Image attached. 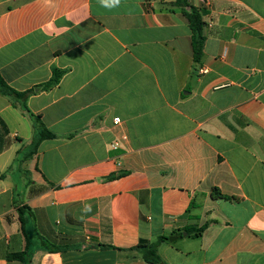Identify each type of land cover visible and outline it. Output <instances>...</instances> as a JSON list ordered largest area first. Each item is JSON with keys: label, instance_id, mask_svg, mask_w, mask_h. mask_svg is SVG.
Returning a JSON list of instances; mask_svg holds the SVG:
<instances>
[{"label": "crops", "instance_id": "0c3cea01", "mask_svg": "<svg viewBox=\"0 0 264 264\" xmlns=\"http://www.w3.org/2000/svg\"><path fill=\"white\" fill-rule=\"evenodd\" d=\"M186 1L0 0V264H264V0Z\"/></svg>", "mask_w": 264, "mask_h": 264}, {"label": "trees", "instance_id": "16d2710c", "mask_svg": "<svg viewBox=\"0 0 264 264\" xmlns=\"http://www.w3.org/2000/svg\"><path fill=\"white\" fill-rule=\"evenodd\" d=\"M175 4L180 6L183 9L184 14L187 16L191 29H192V36H193V47H194V60L196 63L200 62L203 57V48L205 42V36L203 33V22L201 20V16L197 12V10L190 6L186 0H176ZM189 7V12L185 11V8ZM63 72L59 70L54 71V76L50 82L45 85V88H51L54 85H57L60 81ZM33 93V91L27 92H19L11 88L3 79L0 74V94L9 97L14 101L15 106H19L22 112L29 116L30 120L32 121V126L34 128V139H33V147L30 154H34L35 151L38 149L40 144L44 140H50L54 138V134L45 126L43 123L40 115H35L30 111L27 106V99ZM124 174H119L122 176ZM113 178V177H112ZM217 196H221L220 193H215ZM22 209L19 210L20 218L22 221V225L24 226L25 222L22 219ZM203 229L196 231L194 234L195 236H199ZM131 250H135L141 254L142 259L149 264H165L160 256L157 253L156 248L153 245H150L146 242H141L136 247ZM14 257H18L23 259L24 253L20 255H15Z\"/></svg>", "mask_w": 264, "mask_h": 264}, {"label": "clouds", "instance_id": "9594fccd", "mask_svg": "<svg viewBox=\"0 0 264 264\" xmlns=\"http://www.w3.org/2000/svg\"><path fill=\"white\" fill-rule=\"evenodd\" d=\"M99 4L102 7L112 9L120 5V0H99Z\"/></svg>", "mask_w": 264, "mask_h": 264}, {"label": "built area", "instance_id": "2783aa9c", "mask_svg": "<svg viewBox=\"0 0 264 264\" xmlns=\"http://www.w3.org/2000/svg\"><path fill=\"white\" fill-rule=\"evenodd\" d=\"M115 124H118V123H120V118H115Z\"/></svg>", "mask_w": 264, "mask_h": 264}]
</instances>
